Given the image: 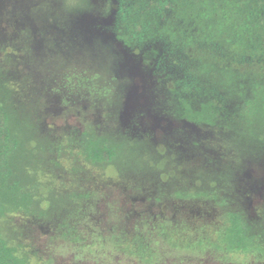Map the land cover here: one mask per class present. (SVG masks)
Here are the masks:
<instances>
[{"label": "trees", "instance_id": "obj_1", "mask_svg": "<svg viewBox=\"0 0 264 264\" xmlns=\"http://www.w3.org/2000/svg\"><path fill=\"white\" fill-rule=\"evenodd\" d=\"M92 2L42 0L40 7L52 6L74 34L79 17L95 11ZM104 5L103 17L112 19L111 39L98 36L91 45L81 37L68 42L55 35L44 50L26 47L29 68L12 73L8 64H0V264H32L31 250L19 238L24 229L10 225L9 218L23 215L53 224L63 234L73 232V210L88 195L63 192L55 183L65 169L64 154L96 167L116 166L138 187L156 183V176H147L167 166L161 160L165 150L114 124L130 84L120 72L125 62L120 46L140 54L147 65L167 61L161 90L173 117L224 129L223 142L236 161L264 157V0H104ZM191 53L189 69L177 70L179 60L185 61L180 55ZM59 92L68 110L90 101L106 111L112 125L89 124L66 141L52 138L44 129V108ZM79 167L74 164L72 171ZM200 169L203 175L192 177L193 189L183 185L176 195L224 204L228 196L222 191L232 185L231 172ZM226 219L217 248L264 257V206L253 217L229 210ZM145 248L140 239L138 252Z\"/></svg>", "mask_w": 264, "mask_h": 264}, {"label": "rangeland", "instance_id": "obj_2", "mask_svg": "<svg viewBox=\"0 0 264 264\" xmlns=\"http://www.w3.org/2000/svg\"><path fill=\"white\" fill-rule=\"evenodd\" d=\"M41 1L0 0V64H8L12 73L29 68L24 61L26 47L44 50L55 35L68 42L81 37L90 44L98 36L105 40L113 37L107 29L112 19L103 17L104 0H92L95 11L79 17L74 34L56 18L52 6L40 7ZM119 49L125 59L120 72L130 84L124 110L114 124L165 150L161 160L167 166L147 176H156V183L138 187L133 177H123L116 166L96 167L64 154L65 169L54 177L55 183L63 192L88 195L73 210V232L65 229L63 234L53 224L23 215L7 220L16 229H24L19 238L24 248L31 250L32 264H264L260 255L216 246L229 210L241 209L253 217L264 206V157L248 163L236 161L235 153L227 152L223 142L224 129L201 127L173 117L161 90L168 79L167 61L147 65L140 54L121 46ZM194 55H180L185 61L179 60L176 69H189L190 56ZM170 56L166 54L165 58ZM60 93L50 95L44 108V129L52 138L66 141L69 134L89 124L112 125L106 111L90 101L83 100L68 110L67 98ZM74 164L82 170L72 171ZM200 168L231 172L232 185L222 191L228 196L224 204L217 198L176 195L183 185L193 189L192 177L203 175ZM45 179L49 181L48 176ZM195 184L200 187L198 181ZM140 239L146 247L142 253L138 252Z\"/></svg>", "mask_w": 264, "mask_h": 264}]
</instances>
